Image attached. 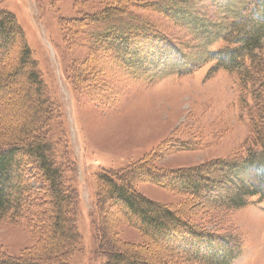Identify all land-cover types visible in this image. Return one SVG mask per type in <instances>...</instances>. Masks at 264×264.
<instances>
[{
	"label": "rangeland",
	"instance_id": "obj_1",
	"mask_svg": "<svg viewBox=\"0 0 264 264\" xmlns=\"http://www.w3.org/2000/svg\"><path fill=\"white\" fill-rule=\"evenodd\" d=\"M134 1L138 6H127L121 20L90 23L86 17L117 6V0H0V10L13 13L22 27L59 113L48 136L57 142V159L68 164L66 175L76 193L74 219L80 236L69 264L105 262L95 247L98 171L121 170L144 159L156 170L171 174L204 169L207 162L211 168L218 160L241 154L245 141L254 138L249 120L254 101L251 91L243 89L241 71L214 69L217 59L211 56L225 44L231 23L249 0ZM144 3H151L152 9L141 7ZM115 25L154 34L156 49L122 63L113 57V50L94 48L95 33ZM13 52L6 58L14 57ZM104 85L115 92H108ZM14 88L17 94L23 92L18 84ZM11 107L9 99L2 109L6 120L14 124L30 112L25 106L14 113ZM180 145H191L192 150ZM239 178L251 180V170L243 169ZM135 187L145 197L178 210L199 231L235 235L239 254L228 264H264V199L249 197L242 208L220 205L200 210L188 195L148 181ZM31 225L25 218L20 223H0V247L10 255L34 248L39 234ZM115 232L121 241L144 242L141 233L127 224L117 226ZM155 241L150 253L139 251L140 256L161 264H205L199 255L189 260L178 247Z\"/></svg>",
	"mask_w": 264,
	"mask_h": 264
},
{
	"label": "trees",
	"instance_id": "obj_2",
	"mask_svg": "<svg viewBox=\"0 0 264 264\" xmlns=\"http://www.w3.org/2000/svg\"><path fill=\"white\" fill-rule=\"evenodd\" d=\"M117 2V6L106 7L86 20H121L127 6H138L134 0ZM152 6L144 3L141 7L151 10ZM95 39L94 48L113 50V57L122 63L132 56L143 57L146 50L156 49L154 43L158 42L154 34L119 25L97 31ZM224 39L225 44L211 55L217 59L214 69L241 71L242 87L251 91L254 101L249 107L254 138L245 141L241 154L218 160L213 168L207 162L204 169L171 174L156 170L144 159L121 170L98 171L95 247L105 257L104 264H161L139 253H150L155 239L185 251L183 256L189 260L199 255L205 264H228L239 254L240 242L235 235L230 238L199 231L180 217L178 210L145 197L135 187L148 181L188 195L198 202L195 207L200 210L220 205L242 208L249 197L264 199V0H249ZM9 51H14V57L6 58ZM75 77L77 84L73 85L77 88L79 78ZM15 84L21 86V94L15 93ZM104 86L108 92H115L110 85ZM9 99L14 113L25 106L30 109L22 122L6 120L2 106ZM53 105L22 27L13 13L0 10V223H20L25 218L33 222L31 228L39 234L38 247L34 244L23 254L10 255L0 247V264H69L80 242L74 219L76 193L66 175L68 164L57 159V142L48 136L52 121L59 117ZM186 146L180 145V149L192 150L191 145ZM243 169L251 170V180L239 178ZM118 211L121 214L117 217ZM122 224L136 228L144 242L121 241L115 229ZM124 248L132 250L125 253Z\"/></svg>",
	"mask_w": 264,
	"mask_h": 264
}]
</instances>
